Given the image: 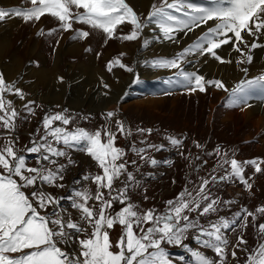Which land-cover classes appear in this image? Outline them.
Masks as SVG:
<instances>
[{
    "label": "snow or ice",
    "instance_id": "snow-or-ice-1",
    "mask_svg": "<svg viewBox=\"0 0 264 264\" xmlns=\"http://www.w3.org/2000/svg\"><path fill=\"white\" fill-rule=\"evenodd\" d=\"M30 4L29 8L20 7L11 12L0 8V21L12 16L21 17L25 22L38 21L48 13L61 22L64 30L72 29L75 20L102 29L108 38L114 37L118 26L130 23L132 31L119 37L126 41L139 39L148 25L158 29L162 38L174 41L177 32H192L212 21L213 26L198 35L191 45L173 57L156 59L152 66L177 69L176 75L183 78L189 92H205L206 83L223 89L230 93V102L237 106L247 105L257 93L264 96V75L243 79L229 89L220 80L205 81L202 75L181 67L182 63L191 62L189 56L197 54L231 63L218 54L217 50L224 45H230L238 54L237 64L251 63V50L264 47V43H259L264 40V0H160L159 5H152L146 21H142L126 0H30ZM73 6L77 9L75 13ZM54 31L50 30L49 34ZM88 36L87 31L80 30L73 38ZM147 43L145 40V46ZM114 65L133 71L118 58L109 62L108 70L111 71ZM241 70L248 72L246 67ZM7 95L25 100L23 90L15 82H7L0 73V128L6 134L3 145H0V264H174L164 245L184 247L190 253L187 264H227L229 240L226 232L234 230L238 220L247 227L248 217L256 220L257 216H264V206H261L255 213L243 208L231 220L219 216L207 225L200 223V218L218 214L222 206L233 203L231 200L221 201L219 196L213 197L210 185L238 180L250 190L252 185L245 179L244 166L252 164L256 172L262 171L255 160L241 163L236 159L229 160L226 153H223L225 159L221 167L228 165L230 170L225 169L224 175L201 178L193 191L185 188L177 197L168 200L163 213L156 209L139 211L131 201L129 191L140 181L128 170L125 150L116 146L117 132L131 135V130L118 118L115 119L117 131L105 129L102 134L101 130H69L66 126L72 123V118L64 113L45 115L44 135L38 141L33 140L32 146L26 149L30 154H37V166H29L15 139L17 121L27 117L21 116ZM34 104L35 101L28 100L24 110L34 114ZM116 117L115 111L105 114L106 120ZM138 131L143 133L145 130ZM147 131L151 133V129ZM169 140L175 148L182 146V141L177 138L170 137ZM148 149L161 151L164 145L149 144L146 148L133 147L132 151L152 166L171 163L147 155ZM69 150L85 152L102 170L101 174L83 177L96 185L94 194L89 190L74 189L69 197H56L43 190L45 185L65 187L58 181H63L66 165L58 163V158H67L69 164H74ZM217 154H221L219 149ZM131 163L136 165L135 160ZM116 181H120L122 187H114ZM26 189H31L30 194ZM64 199L70 201L69 207L79 212L78 219H73L61 204ZM117 202L123 207L112 215L109 210ZM50 207L52 210L48 212ZM39 210H45V214ZM192 213H197L195 219ZM116 224L123 229L115 245L119 251L112 250L109 236V230ZM190 232L198 245L212 249L219 259L213 260L184 244ZM258 233L264 235V223L258 225ZM82 235L84 238L81 239ZM246 244L243 236L237 238L231 252L233 259L236 258V248ZM244 250L247 252L246 248ZM247 257L245 264H264V243L247 252Z\"/></svg>",
    "mask_w": 264,
    "mask_h": 264
},
{
    "label": "rangeland",
    "instance_id": "rangeland-1",
    "mask_svg": "<svg viewBox=\"0 0 264 264\" xmlns=\"http://www.w3.org/2000/svg\"><path fill=\"white\" fill-rule=\"evenodd\" d=\"M126 2L132 8L129 4V0H126ZM159 3L160 1L156 3V5H159ZM31 6L30 0H0V8L9 12L16 8H29ZM72 11L73 13L77 11L75 6L72 7ZM80 11L82 12L84 10L80 9ZM40 19L38 21L25 22L21 17H18L16 24L9 28L5 38L6 43L4 44V53H2V58L0 59V73H3L4 75L2 64L12 60H19L21 64H24L23 67H25V69L31 67L35 70H40L43 66L52 67L53 48L51 45L53 46L56 42L58 43L62 37H68L66 42H63L62 69L64 68L67 70L66 68L68 67L65 66L67 63L74 65L75 68L83 63L88 65L90 63L89 57H87L88 55L94 56L97 62L104 61L106 63H108V61H113L115 57L119 56L118 41L122 40L119 38L122 36L118 32L119 27L116 28L114 37L108 38L102 29H94L91 25L78 23L75 22V20L72 21V29L64 30L60 26L61 22L56 17H53L48 13L41 16ZM21 27L26 32L25 37H19V32L22 30ZM126 28L127 31L130 27L126 26ZM131 28H133L132 25ZM53 29L56 31L49 34L50 30ZM80 30L88 31L93 37L94 42L103 43L101 46L103 48L112 44L109 48L111 49V47H115L114 50L117 51V53H115V55H110V58L106 61L104 59L105 53L100 54V52H98V48L100 46L95 48L87 46L86 41L88 40L89 43V38L86 40H84L85 38L83 37L77 39L73 38L77 31ZM73 46L76 47V49L73 50V53H78V47L82 46L83 55L80 56V58L71 52L70 49ZM104 50L106 51V49ZM96 51L99 54H97ZM43 58H47L48 61ZM78 59L83 61H79ZM97 59L101 60L99 61ZM119 69L120 67H116L110 73L113 74L114 71ZM24 73L25 72H23V74ZM4 78L8 82L5 75ZM149 84L150 82L148 85ZM16 85L22 89L25 94V102L21 104L18 110L21 116L27 117L26 119H20L17 121V128L15 132V139L17 142L16 146L21 150V154L27 157L29 166H37V154H30L26 151V149L32 146L33 140L38 141L40 137L44 135L43 118L45 115L53 113H64L65 115H68L72 118V123L68 125L69 127L66 126L69 130L84 128L89 132L101 130L103 134L105 129H110L111 131L116 132L117 129L115 119L117 118L124 123L126 128L131 130V135H121L117 132L116 146L125 150L127 155L124 157V160L128 161V170L133 172L136 179L140 181L138 186L130 189L129 191L131 201L138 206L139 211L156 209L158 213H163L166 209V202L177 197V195L185 188L193 191L200 184L201 178H209L211 175L219 177L225 174V169L230 170L228 165H223V167H221L225 157H220V155L217 156L216 153L220 144L219 142L224 139L220 136L222 128L218 122L224 117L221 116V113H219L221 107H223L220 105L223 97L222 95H220V98L215 103V107L213 108L208 101V108L206 109L200 104L192 107V109L190 105H188V101L185 100L184 103H181L184 105L181 110L182 113H178L177 109L175 110L176 106H171L170 101L174 99L169 98L167 103L168 108L156 109L153 114L146 111L144 112V109L138 111L136 106L130 110H128V108L125 109L124 105H127L132 101H136V98L126 97L120 100L121 102L116 108L108 110H115L117 117L112 120H106L105 114L108 111L104 113L101 112V110H93L92 107H90V104H86L80 109H77L72 107L67 101L64 104L53 105L42 102L36 98L37 93L40 94L43 92V88L41 89L39 87L40 85L37 83L35 76L31 75L28 78H25L22 82L16 83ZM33 86L35 87L36 92L31 88ZM176 91V89L172 90V92ZM226 94V98H228V100L225 99L223 101L224 103H230L231 105L230 93L227 92ZM15 98L17 97L7 95V99L14 101ZM138 99L142 100L141 97H138ZM28 100L35 101V104L32 105L35 110L34 114H29L24 110V104ZM192 111L194 112L193 114L191 113ZM187 112L190 113L188 114ZM56 124H59V122H56ZM239 125L240 124H236L233 126V130L229 131V135L227 136L228 138L235 137L236 130L239 129ZM139 129H144L145 131L141 133L138 131ZM148 129H151V133L147 131ZM170 137L181 140L182 146L179 148L173 147L170 144ZM239 137L244 138L242 135ZM5 138L6 134L4 130L0 128V145H3ZM102 138L106 139L103 135ZM259 143L260 141L258 140L249 141V144H254L255 146ZM149 144L156 145L157 147L164 145V149L161 151L148 149V152L146 153L147 155L155 158L157 161H170L171 163H160L157 166H152L144 160H141L140 157L132 151L133 147L146 148ZM242 145H245V143ZM59 147L63 146L59 145ZM254 150H252L251 153H253ZM181 153L183 154L181 155ZM69 155L75 162L74 164H69L67 158H58V163L66 165L63 173L64 179L63 181H58L59 183H63L65 187L61 189L45 185L43 190L56 197H69L73 194L74 189H79L81 191L89 190L94 194L96 185L92 183L91 180H84L83 177L86 175L101 174L102 170L85 152L69 150ZM227 158L230 160L235 157L233 158L232 155H229ZM133 160L136 161V165L131 163ZM262 163V161L258 162L260 167H262ZM47 166L55 168L54 165ZM197 176L199 178H197ZM247 177H249V174H247ZM121 179H123V177ZM219 185L224 186L220 187ZM251 185L252 188L250 190L246 188L244 184H240L238 180L231 183L218 182L215 185H210L213 197L219 196L220 198L222 197L221 201L231 200L233 203L228 206H222L221 211L218 214H212L210 216L200 218V223L207 225L209 222L216 221L219 216H223L231 220L235 217L236 213L240 212L243 208L255 213L258 208L264 206V190L262 186L256 187V185ZM114 187H122V184L120 181H116ZM25 191L30 194L31 189H26ZM105 195L107 196L106 191ZM91 203L93 202L90 201V204ZM61 204L65 209H67V212L71 213L73 219H78L79 212L76 209L69 207V200H61ZM98 206L99 205L97 204V207ZM121 207H123V205L117 202L114 204L113 209L109 211L112 215H115V212H118ZM51 210L52 209L50 207L47 211L50 212ZM39 211L42 215L45 214V210ZM191 215L193 219L197 217V213H192ZM261 223H264V216H257L256 220H253L252 217H248L247 227L243 226L242 220H238L237 225L234 226V230L229 229L226 232L229 240V246L227 249V264H245V261L248 258L247 252H251L261 243H264V235L257 233L258 225ZM122 232V226L119 224H116L109 230L113 251H119L115 245L122 235ZM239 236H243V239L247 241V244L242 245L240 248H236V258L233 259L231 252L237 243V238ZM80 238L82 239L84 236L82 235ZM184 244L189 245L193 250L202 252L205 256L213 260L219 259L212 249L204 248L201 245H198L193 239V233L191 232L189 233L188 238L184 241ZM61 247L66 246L61 245ZM164 247H166V249L171 253V258L173 259L174 264H187V260L190 258V253L184 247L174 245H164ZM245 248L247 249V252L244 250ZM180 257H185L186 259L182 261Z\"/></svg>",
    "mask_w": 264,
    "mask_h": 264
},
{
    "label": "bare ground",
    "instance_id": "bare-ground-1",
    "mask_svg": "<svg viewBox=\"0 0 264 264\" xmlns=\"http://www.w3.org/2000/svg\"><path fill=\"white\" fill-rule=\"evenodd\" d=\"M159 1L160 0H129V4L142 21H146L152 11V5ZM17 18V16H12L11 18L6 17L4 21H0V59L2 58V53H4L6 34L9 28L16 24ZM126 26L130 27L127 31ZM209 26H213L212 21L196 28L192 32H177L175 34V40L170 41L162 38V33L153 25H148L143 29L139 40L126 41L122 39L118 41L119 56L115 57L114 60L118 58L127 67H131L133 69L132 72H128L126 68H120L111 74L110 72L116 67L119 68V66L114 65L112 70L109 71V61L106 63L100 61L101 59H97L100 61L97 62L94 56L91 55L87 56L90 60L88 65L83 63L75 68L74 65L67 63L65 65L68 67L66 68L67 70L64 68L62 69V50L68 37H62L58 43L56 42L53 46L51 45L53 48L52 67L43 66L40 70H35L31 67L25 69V67H23L24 64H21L19 60H12L10 62H4L2 64V70L8 82L20 83L31 75L35 76L37 83L40 85L39 87L41 89L43 88V92L40 94L37 93L36 98L44 103L53 105L64 104L67 101L72 107L77 109H80L86 104H90L93 110H101V112L104 113L110 109L116 108L121 102L120 100L126 97L136 98V101L124 105L125 109L128 108V110H130L136 106L138 111L144 109V112L146 111L153 114L156 109L168 108L167 103L169 98L174 99L170 101L171 106H176L175 110L177 109L178 113H182L181 110L184 105L181 103H184L185 100L188 101V105H190L191 108L200 104L206 109L208 108V101L213 108L220 98V95H222L223 97L222 100L220 99V105L223 107H221L219 113L224 117L218 122L222 128L220 136L225 140L223 139L219 142L218 149L221 153L220 157L224 156L223 153H226L228 156L232 155L233 158L235 157L234 159L241 163L252 160H255L257 163L262 161L261 172H256L254 165L247 164L244 166L243 174L249 183L256 185V187L262 186L264 190V96L257 93L248 100L247 105H230V103H224L223 101L225 99L228 100V98H226L227 92L223 89H218L206 83L205 92H200L199 90L189 92L183 78L176 75L177 69L152 66L156 59L173 57L191 45L196 40L197 36L201 35ZM118 27L120 35H126L133 29L130 23H125ZM25 33V30L22 28L19 32V37H25ZM88 38L89 43L87 40V46H92L93 48L100 46L98 52H100V54L105 53L104 59L106 61L110 58V55H115V53H117V51L114 50L115 47L109 48L112 44H107L108 46L103 48L101 47L103 43L94 42L90 34L84 40ZM145 40L148 42L147 46L144 44ZM259 43H264V40L259 41ZM75 49L76 47L73 46L70 50L73 53ZM104 49H106V51ZM217 51L226 61L231 60L232 62L221 63L211 56H201L197 54L189 56L188 59L191 62L182 63L181 67L188 72H195L202 75L205 81L220 80L229 89H232L243 79H251L264 75V47H257L251 50L250 54L253 59L249 64H237L236 60L239 58L238 54L232 50L230 45H224ZM73 54L80 58V56L83 55L82 46L78 47V53ZM43 59L48 61L47 58ZM244 67L248 69L247 73L241 70ZM23 72L25 73L23 74ZM149 82L150 84L148 85ZM105 85L108 87L106 88ZM31 88L36 92L34 86ZM173 89L177 91L172 92ZM138 97H141L142 100L138 99ZM23 102H25V100L22 101L19 98H15L14 105L18 109ZM187 113L189 114L190 112ZM191 113L193 114L194 112L192 111ZM236 124L240 125L239 129L236 130L235 137L228 138L229 131L233 130V126ZM240 135L244 136V138H240ZM250 140H258L260 143L255 146L254 144H249ZM243 143H245V145H242ZM252 150H254L253 153H251ZM247 174H249V177H247ZM197 178L199 177L197 176Z\"/></svg>",
    "mask_w": 264,
    "mask_h": 264
}]
</instances>
